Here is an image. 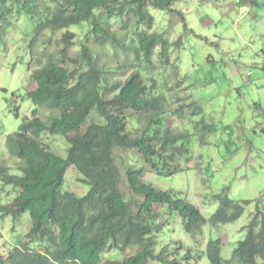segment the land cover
I'll use <instances>...</instances> for the list:
<instances>
[{
    "label": "trees",
    "instance_id": "1",
    "mask_svg": "<svg viewBox=\"0 0 264 264\" xmlns=\"http://www.w3.org/2000/svg\"><path fill=\"white\" fill-rule=\"evenodd\" d=\"M174 1L0 0V46L15 27L12 15L27 14L34 23L32 51L47 32L66 30L60 39L62 58L51 56L36 69L27 91L38 106L48 109L49 117L42 119L36 109L33 118L25 119L7 138L8 149L20 160V173L10 172L6 163L0 166L2 184L12 186L16 193L10 202L0 199V219L6 214L17 221L29 214L32 224L26 235L38 247L22 244V236L16 235L22 247L8 258L0 253V264H150V260L182 264L171 258L167 247L160 252L156 249V236L167 224L166 208L183 219L185 231L198 242L205 224L216 228L235 222L251 204L250 200L231 198L224 188L215 194L218 207L207 218L176 191L147 179L146 168L163 178L184 172L190 164L203 171L194 162L192 142L198 137L200 142L210 143V135L221 128L207 122L203 105L195 100L173 107L166 91L168 83L145 69L155 64L158 49L159 59L168 66L173 47L182 46V38L172 42L166 33L151 34L142 29L153 27L156 17L152 7L169 11ZM114 21L122 27L116 29ZM73 25L81 27L87 41L80 44L77 58L69 55V49L79 45L76 40L80 34L70 29ZM131 31L133 43L128 39ZM107 47L123 58L114 64ZM126 68L133 72L125 80L117 77ZM172 69L175 76L180 75L176 64ZM150 74L148 82L145 76ZM176 79L171 90L183 82L179 76ZM93 115L94 119H88ZM185 117L194 125L180 130L169 123V118ZM85 126L87 130L82 132ZM222 129L232 132L230 125ZM44 132L67 139V156L41 144ZM121 152H137L144 165H134L122 158ZM71 166L79 173V183L89 187L87 192L65 187ZM206 169L214 171L210 166ZM243 230L246 237L230 259L223 256L221 237L209 241L211 264H264V207L257 204ZM111 248L122 251L125 257L103 261ZM195 255L189 252L184 259L202 258Z\"/></svg>",
    "mask_w": 264,
    "mask_h": 264
},
{
    "label": "rangeland",
    "instance_id": "2",
    "mask_svg": "<svg viewBox=\"0 0 264 264\" xmlns=\"http://www.w3.org/2000/svg\"><path fill=\"white\" fill-rule=\"evenodd\" d=\"M150 11L156 17L155 22L150 30L142 27L144 32L166 33L172 42L182 38V46L173 47L168 66L159 59L158 49L155 64L145 69L163 83H168L166 91L173 107L195 100L203 105L207 122L219 124L221 128L210 135V143L204 144L198 137L192 142L194 162L204 172L191 168L190 164L184 172L163 178L146 168L148 181L176 191L178 196L194 203L207 218L218 207L215 194L224 188H228V195L233 199L252 201L235 222L216 228L205 224L198 242L185 231L183 219L166 208L167 224L156 236V249L160 252L167 247L171 258H178L182 264H211L207 257L208 243L221 237L224 240L223 256L230 259L238 243L246 237L247 231L243 228L257 211V204L264 207V0H175L172 10L152 7ZM11 18L15 27L9 30L6 43L0 46V165L6 163L10 172L18 174L20 160L9 152L7 136L32 116L36 105L27 96V91L33 85V73L49 62L51 56L56 60L61 57L63 44L60 39L66 30L47 32L36 41L32 51L34 23L31 18L27 14L12 15ZM114 22L116 29L122 27L118 21ZM70 29L80 34L75 39L79 45L69 49L70 57L77 58L80 44L87 41L79 25ZM130 33L128 39L133 43L131 37L134 34ZM106 51L112 54L114 64L123 58L120 53L116 56L111 47ZM174 64L180 72L177 76L183 82L171 90L170 87L177 83V76L172 73ZM69 66L71 69L75 67ZM132 72L133 69L126 68L117 77L125 80ZM145 78L149 82L151 74ZM47 110L44 108L40 114L43 116ZM88 119H94V115ZM171 119L169 123H174L180 130L194 125L187 117ZM226 125L231 126V133L222 129ZM86 130L87 126L82 132ZM39 140L43 146L67 156L68 141L64 136L47 132ZM226 141L232 142L227 145ZM121 155L134 165H144L137 152L128 155L121 152ZM208 166L215 172L207 171ZM66 173L67 189L78 193L89 190L87 185L79 183V173L73 166ZM1 181L0 177V199H9L7 202H10L16 193L12 186H5ZM31 221L30 215H22L15 223L12 216L0 220L3 231L0 253L8 258L17 247L29 241L26 234ZM16 235L22 236V244L17 242ZM189 252L202 255V258L185 260ZM124 257L125 253L111 248L104 253L103 261ZM150 264L163 263L150 260Z\"/></svg>",
    "mask_w": 264,
    "mask_h": 264
},
{
    "label": "clouds",
    "instance_id": "3",
    "mask_svg": "<svg viewBox=\"0 0 264 264\" xmlns=\"http://www.w3.org/2000/svg\"><path fill=\"white\" fill-rule=\"evenodd\" d=\"M41 68V67H40ZM33 100V99H32ZM34 101V100H33ZM35 103V102H34ZM35 105H36V108L34 109V110H36V109H38L39 110V112H38V116H40L42 119H48V117H49V111L47 112V113H43V116H44V114L46 115L44 118H43V116L40 114V112L44 109L43 107H41V106H38L36 103H35ZM34 110H33V112H34ZM33 112H32V116L31 117H28L27 119H32L33 118ZM45 133H47V132H44L43 134H45ZM50 133V132H49ZM11 134H13V133H11ZM11 134H9L8 136H7V138L11 135ZM42 134V135H43ZM51 134H53V133H51ZM8 147V146H7ZM9 150V149H8ZM9 152H10V150H9ZM11 153V152H10ZM1 166V165H0ZM2 182V181H1ZM24 215H29V214H24ZM2 216H4V217H6L7 215L6 214H4V215H2ZM8 216H12V215H8ZM3 217V218H4ZM2 218V219H3ZM12 218H13V223H15V222H17L16 220H14V216H12ZM1 220V219H0ZM1 230V232L3 233V231H2V229H0ZM29 237V236H28ZM30 238V237H29ZM31 241H32V239L30 238L29 239V241H27V243H30L29 245L30 246H32V248H35V247H38V245L35 243H31ZM158 262V261H157ZM149 263H150V261H149Z\"/></svg>",
    "mask_w": 264,
    "mask_h": 264
}]
</instances>
